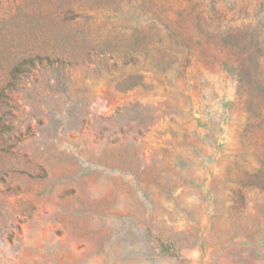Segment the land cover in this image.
Instances as JSON below:
<instances>
[{"label":"rangeland","instance_id":"374dc122","mask_svg":"<svg viewBox=\"0 0 264 264\" xmlns=\"http://www.w3.org/2000/svg\"><path fill=\"white\" fill-rule=\"evenodd\" d=\"M150 1L0 0V264H264V0Z\"/></svg>","mask_w":264,"mask_h":264},{"label":"trees","instance_id":"16d2710c","mask_svg":"<svg viewBox=\"0 0 264 264\" xmlns=\"http://www.w3.org/2000/svg\"><path fill=\"white\" fill-rule=\"evenodd\" d=\"M130 1V0H128ZM130 6L127 10H122L121 8H113L112 16H127L128 19L133 17L145 16L146 14L149 15V19L154 21L155 23H160L164 30L173 38L177 40L174 42L175 45L180 46L183 50H188L189 43L191 40H185L182 36L181 32L177 28V24H173L171 22H167L163 16L162 12L158 10L152 1L150 0H142V3L138 4L137 0H131L129 2ZM127 19V18H126ZM157 25V24H155ZM237 36H234L229 33L226 41L222 42V47L227 51V53L232 54L237 59V69L240 73L244 74V78L247 79V86L251 87H258L260 88L259 80H255V76L257 74V66H258V56L254 52L251 46L244 45L240 47V40H236ZM124 41V38L120 36L119 38L115 39L113 42L104 44L101 49L97 52L99 56H102L104 59H114L115 57H123L132 56L134 55L133 52L129 48H124L122 50L119 49L120 43ZM135 46L145 45L144 40L141 37H137L134 40ZM194 45H198V42H194ZM187 55L188 52H187ZM174 60H168L164 63L159 64L158 70H164L168 68ZM226 66H229V63H226ZM253 90V89H251ZM255 90V89H254ZM259 90V89H256ZM261 92V96L264 95V90H259Z\"/></svg>","mask_w":264,"mask_h":264}]
</instances>
